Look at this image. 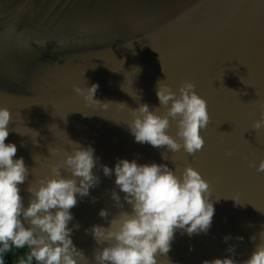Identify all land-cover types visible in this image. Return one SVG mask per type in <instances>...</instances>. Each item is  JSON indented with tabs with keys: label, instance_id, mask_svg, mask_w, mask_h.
<instances>
[{
	"label": "water",
	"instance_id": "95a60500",
	"mask_svg": "<svg viewBox=\"0 0 264 264\" xmlns=\"http://www.w3.org/2000/svg\"><path fill=\"white\" fill-rule=\"evenodd\" d=\"M158 81L177 93L191 82L207 102L205 143L194 155L136 143L128 130L130 109L140 104L166 113ZM92 84L99 85L94 99L110 105H87L73 90ZM262 105L264 0H0V107L11 113L5 143L16 144L14 159L23 157L29 170L20 185L25 206L28 186L47 176L72 142L91 145L99 157L93 172L100 182L89 196L77 197L68 225L85 256L80 264H94L99 247L85 229L107 227L130 210L116 206L112 191L122 202L124 193L100 167H114L117 158L166 164L178 176L190 165L209 183V198H220L208 233L177 231L171 250L157 254L158 264L222 259L233 245L238 262L248 259L250 238L259 243L264 231V173L250 166L264 159V129H252ZM167 131L179 139L171 118ZM101 209L109 211L107 219Z\"/></svg>",
	"mask_w": 264,
	"mask_h": 264
},
{
	"label": "clouds",
	"instance_id": "9594fccd",
	"mask_svg": "<svg viewBox=\"0 0 264 264\" xmlns=\"http://www.w3.org/2000/svg\"><path fill=\"white\" fill-rule=\"evenodd\" d=\"M98 87V84L84 88L74 85L73 90L87 105H110L111 102L94 99ZM156 96L160 107L166 109L164 115L150 110L148 104L130 109L131 120L126 124L134 142L166 147L171 153L183 149L194 155L200 151L205 143L201 130L206 128L210 117L207 102L197 94L195 85L185 81L177 93L158 81ZM170 118L176 121L179 139L167 131ZM10 119V110L0 107V264H4L3 255L12 248H27V260L35 264H80L85 256L73 244V228L68 225L74 219L71 209L77 205V197L89 196L90 189L100 182L93 172L99 157L91 145L72 142L75 147L71 152L62 161L53 163L47 176L28 186L30 198L25 206L20 185L25 183L29 170L23 157L14 159L16 144L5 143ZM252 129L256 133L264 129V110L253 121ZM161 156L168 159L164 153ZM250 166L264 173V159ZM100 167L105 177L115 176L116 188L124 193L122 202L118 192L112 191L116 206L123 209L126 203L130 210L120 211L107 227L92 225L85 229L99 246L93 252L94 264H158L157 254L166 255L171 250L177 231L189 237L208 233L214 203L220 198L215 201L209 198V183L192 166H186L179 176L166 164H141L135 159L117 158L114 167ZM62 170L69 175H62ZM109 215L107 209L99 211L101 218L107 219ZM229 239L230 235L223 237L225 242ZM236 239L242 241L243 237ZM250 239L254 248L248 259L238 262L233 245L226 249L229 256L204 260L202 264H264V231L259 233V243L255 235Z\"/></svg>",
	"mask_w": 264,
	"mask_h": 264
},
{
	"label": "trees",
	"instance_id": "16d2710c",
	"mask_svg": "<svg viewBox=\"0 0 264 264\" xmlns=\"http://www.w3.org/2000/svg\"><path fill=\"white\" fill-rule=\"evenodd\" d=\"M28 254L29 250L27 248H12L3 255L4 264H35V261L29 262L27 260Z\"/></svg>",
	"mask_w": 264,
	"mask_h": 264
}]
</instances>
